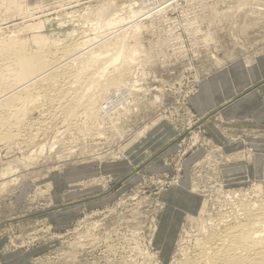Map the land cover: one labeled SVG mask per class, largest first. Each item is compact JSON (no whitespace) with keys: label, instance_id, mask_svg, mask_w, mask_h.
Segmentation results:
<instances>
[{"label":"rangeland","instance_id":"1","mask_svg":"<svg viewBox=\"0 0 264 264\" xmlns=\"http://www.w3.org/2000/svg\"><path fill=\"white\" fill-rule=\"evenodd\" d=\"M11 1L0 0V40L16 47L39 35L91 52L75 62L77 69L95 57L104 68L126 36V25L108 24L125 19L138 27L140 51L126 80L137 82L135 103L112 123L99 119V109L104 129L78 128L82 117L67 122L56 114L40 134L20 128L14 140L0 142V264H179L194 259L205 233L235 224L240 199L264 205V175L252 169L264 155L258 149L264 126L219 120L223 148L204 129L216 115L198 118L189 105L204 79L262 52L264 0H109V6L105 0H15L19 13L7 11ZM44 144L48 150L40 155ZM29 154L34 160L26 168L20 159ZM117 164L126 165L120 176L113 172ZM9 168L19 181L2 187L14 179H2ZM171 190L190 194L198 212L173 209Z\"/></svg>","mask_w":264,"mask_h":264},{"label":"bare ground","instance_id":"2","mask_svg":"<svg viewBox=\"0 0 264 264\" xmlns=\"http://www.w3.org/2000/svg\"><path fill=\"white\" fill-rule=\"evenodd\" d=\"M175 2L173 1V3ZM111 3L113 2L105 0L103 5L109 6ZM180 3L182 4V2ZM7 11L20 12L15 0L8 4ZM158 11L156 9L155 13ZM132 15L134 14L132 13ZM126 23L125 19L118 22L111 19L108 24L112 27L126 25L122 28L123 31H126V36L118 39L117 57L104 68L103 66L99 67L97 57H95L93 65L90 64L85 69H77L75 62L85 61L92 55L91 52H83V49L73 50L66 43L57 44L53 40L39 35H34L20 47H16L14 40H0V142H11L21 129L24 131L25 128L30 130L34 128L37 130H35L36 132L43 131L42 127H45L50 122L49 119H52L56 114H62L67 118V122L69 119L82 117V124L80 123L78 128L81 126L85 130L98 131L104 129L102 122L112 123L120 112L129 110L132 103H135L133 95L137 91V82L129 83L126 80L130 63L135 59L139 49L136 48L138 36H136L137 30L135 29L138 27L135 26L136 24H131L132 22ZM131 33H133V37L129 36ZM70 58L73 59L70 60ZM110 66H114L116 69L108 75L107 69ZM71 72L75 73V76L72 74L74 77ZM89 72L93 73L84 81H81L82 78L76 79L79 74L83 75ZM75 83H79L77 86L79 89L77 91L76 88L74 95L71 88ZM122 95H125L126 100H117ZM110 97L114 100H109ZM102 100L103 103L100 105ZM98 110L99 119L102 122L97 120ZM69 126L71 127L70 123ZM15 127H19L17 134L14 131ZM148 129L146 128L139 135H143ZM26 131L25 133H28L27 129ZM31 133L29 131V135ZM34 134L37 135L40 132ZM46 147L47 145L44 144L39 148L40 155L44 153ZM30 154L24 160L20 159L23 161L22 163L25 161L26 168L30 166L26 163L34 160ZM16 175H19L18 171L9 168L3 172L2 179ZM18 181L19 178H14L4 183L2 187H8L11 183L16 185ZM239 202H242L240 208L242 212L238 211L240 215L237 214L240 217L235 218V224L223 228L224 230H221L222 228L215 230V232L211 228L213 232L211 230L212 233L209 232L207 236L205 233L206 238L198 241L196 252L192 255L194 259L188 258L189 260L180 261L179 264H264V205H261V202L257 204L248 200L241 201V199ZM236 206H238L237 203ZM236 210L234 209V211ZM234 217L233 215L230 218L234 219ZM227 220L229 221V219ZM207 230L210 229L207 227Z\"/></svg>","mask_w":264,"mask_h":264},{"label":"crops","instance_id":"3","mask_svg":"<svg viewBox=\"0 0 264 264\" xmlns=\"http://www.w3.org/2000/svg\"><path fill=\"white\" fill-rule=\"evenodd\" d=\"M189 105L198 118H205L211 114L216 115V118L211 116L206 121L204 129L212 141L222 145L223 148L227 147V144L219 128V120L224 123L236 124L237 127L264 126V49L255 58L246 57L227 64L204 79L200 83L197 93L190 98ZM164 133L169 137L172 131L168 128ZM164 137L153 138L154 144L151 146L157 147L164 143L167 140ZM258 149L260 153L264 152L263 142H260ZM263 163L264 155H258L255 166L252 168L255 176L264 175ZM124 167H126L125 164H117L115 166L117 170L113 172L120 176L123 173L121 169ZM169 192L174 193L173 209L175 208L178 213H182L186 208L190 213L198 212L199 204L194 202V198H191L190 194L180 190ZM170 193L168 197L166 196L167 200H170ZM205 211L206 205H203L200 214Z\"/></svg>","mask_w":264,"mask_h":264},{"label":"built area","instance_id":"4","mask_svg":"<svg viewBox=\"0 0 264 264\" xmlns=\"http://www.w3.org/2000/svg\"><path fill=\"white\" fill-rule=\"evenodd\" d=\"M158 18V17H157ZM162 17H159L158 19H161Z\"/></svg>","mask_w":264,"mask_h":264}]
</instances>
